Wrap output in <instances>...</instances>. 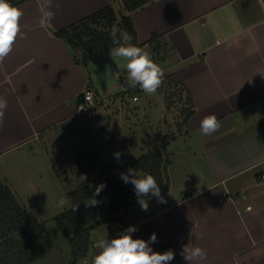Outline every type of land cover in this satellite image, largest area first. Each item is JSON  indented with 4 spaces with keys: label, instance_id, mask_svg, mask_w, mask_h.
<instances>
[{
    "label": "crops",
    "instance_id": "crops-1",
    "mask_svg": "<svg viewBox=\"0 0 264 264\" xmlns=\"http://www.w3.org/2000/svg\"><path fill=\"white\" fill-rule=\"evenodd\" d=\"M59 4L47 27L39 25L37 0L16 6L23 11L25 38L17 39L0 64V96L8 104L0 128V173L12 158L32 160L45 134L77 118L84 92L98 97L99 74L111 72L127 91L121 81L127 73L122 61L110 54L100 62L84 60L55 35L111 6L118 17H131L143 49L153 35L159 38L166 78L191 98L194 113L184 126L180 156L195 178L190 192L170 204L146 198L160 207L149 205L144 217L131 221L137 215L130 210L135 204L122 222L102 224L112 229L101 239L116 238L132 225L138 229L133 238L147 241L156 233L153 251H174L170 264H188L180 255L187 243L207 253L206 259L192 264H264V0H154L133 13L123 9L121 0ZM209 114H215L221 126L212 135H202L200 121ZM181 145L171 149L169 144L171 159ZM170 170L171 165L165 200L174 190ZM166 244L171 248L162 247Z\"/></svg>",
    "mask_w": 264,
    "mask_h": 264
},
{
    "label": "rangeland",
    "instance_id": "rangeland-1",
    "mask_svg": "<svg viewBox=\"0 0 264 264\" xmlns=\"http://www.w3.org/2000/svg\"><path fill=\"white\" fill-rule=\"evenodd\" d=\"M159 55L155 62L163 69L162 56ZM102 59L103 57L92 61L100 62ZM87 68L91 70L93 67L88 64ZM100 71L99 69L95 72ZM97 81L101 84L98 88L99 104L97 106L45 134L42 143L36 146L38 153L32 160L23 161L21 158H12L11 161L4 162L1 168L2 182L6 184L5 178H8V188H11L21 206L29 212L34 223L45 224L52 244L45 257L31 264H70L71 245L62 235L55 218L72 207L68 194L87 182V180L83 183L80 181L82 174L77 167L78 159L87 151L96 152L101 163L102 168L90 173L91 179H94L106 169L127 164L160 147L164 142L163 138L169 140L171 149L182 144L181 136L185 130L183 127L180 128L182 131L179 130L178 124L181 122L180 112L184 109L185 96L181 95V99L178 97L176 101H172L174 108L167 110L166 97L170 87L165 73L161 87L155 95L151 96L145 94L138 86L120 96L118 93L125 90L119 78L111 72L106 73L105 76L99 74ZM133 95L138 98V101L132 100ZM174 135L178 141L171 145L173 142L171 137ZM189 144L188 141L184 145L188 147ZM183 148L182 144L181 150L174 151L179 154H175L176 156L171 159V163L174 159V164H170L174 190L171 197L166 199L168 204L189 193L194 185L195 176H192L189 166L185 168L187 163L180 156L184 151ZM117 152L121 154L119 161L114 155ZM193 153L196 152L193 151ZM169 155L171 157L170 153ZM177 165L180 169L175 170ZM60 197L66 200V204L62 207L58 206ZM153 202L154 199H148L149 205L154 210L158 209L160 205ZM89 203L90 200L87 204ZM130 210L137 212L136 217H132L131 221L146 216L149 211L142 210L138 203L136 208L132 207ZM111 229L112 226L109 225L91 232L90 250L86 257L78 260L76 264H89L91 257L95 255L93 245L106 236Z\"/></svg>",
    "mask_w": 264,
    "mask_h": 264
},
{
    "label": "trees",
    "instance_id": "trees-1",
    "mask_svg": "<svg viewBox=\"0 0 264 264\" xmlns=\"http://www.w3.org/2000/svg\"><path fill=\"white\" fill-rule=\"evenodd\" d=\"M25 1L9 0L14 6ZM153 1L121 0L123 9L129 13L143 9ZM113 25L127 31L133 38L132 43L142 48L137 44L131 17H118L111 6L56 32L55 35L69 45L74 56L92 61L110 54V49L114 47L109 35ZM145 49H148L154 61L161 54L162 62L164 45L156 35L152 36ZM75 62L78 64L79 61L76 59ZM126 76L127 73L121 75V81L124 82L127 91L120 93V96L137 88L128 86ZM167 83L170 87L166 97L167 110L174 108L172 101H176L178 97L181 99V95L185 96L186 102L184 109H181V122L178 124V129L181 130L180 128H184L194 113L191 98L182 86L169 81ZM133 98L137 97L133 95ZM82 102L83 96L78 105ZM176 138V135L172 136L171 141ZM162 140L164 142L160 147L127 164L106 169L94 179H91L90 173L102 168L98 154L91 150L78 159V170L81 174L87 175V182L68 194L72 206L78 204V208L72 211L70 207L55 218L62 235L71 245L70 264H76L78 260L86 257L92 244L89 242L91 232L104 223L122 222L128 209L137 204L134 186L131 183L125 184L120 178L121 173H126L131 168L141 176L151 174L159 184L162 196L170 190L168 167L171 157L167 150L169 140L166 138ZM102 183L106 187L95 197L100 203L97 206H88L87 202L93 196L96 187ZM21 205L6 184L0 180V264H31L45 257L52 247L45 224L34 223L29 212ZM171 246L162 245L167 249Z\"/></svg>",
    "mask_w": 264,
    "mask_h": 264
},
{
    "label": "clouds",
    "instance_id": "clouds-1",
    "mask_svg": "<svg viewBox=\"0 0 264 264\" xmlns=\"http://www.w3.org/2000/svg\"><path fill=\"white\" fill-rule=\"evenodd\" d=\"M37 4L40 13L39 25L47 27L56 15L53 7H60L59 0H37ZM22 17V9L11 4L9 0H0V64H3L13 51L17 39L25 38L21 25ZM109 35L114 45L110 49V55L113 60L119 59L123 62L128 86H138L145 94L155 95L163 83L164 70L152 59L148 51L132 43L133 38L127 31L113 25ZM7 107V100L0 96V128L3 127ZM220 126L217 116L209 114L200 121L199 130L202 135H212ZM114 155L119 161L121 154L117 152ZM120 178L125 184L131 183L134 186L137 203L142 210H149L146 199L148 197H155L159 203H166L153 175L141 176L130 168L126 173H121ZM79 179L83 183L87 180V175L82 174ZM105 187L103 183L96 187L88 206H97L100 203L95 197L99 196ZM65 204L64 197H60L58 206ZM77 208L78 204H74L71 210L76 211ZM137 230L135 226L130 225L116 238L99 240L96 244L99 251L91 257L89 264H170L175 259V253L171 249L163 253L153 251L151 244L157 242L156 233H152L146 241L133 238L132 233ZM180 255L188 264H192L193 261L206 259L207 253L201 247L187 243L182 245Z\"/></svg>",
    "mask_w": 264,
    "mask_h": 264
},
{
    "label": "built area",
    "instance_id": "built-area-1",
    "mask_svg": "<svg viewBox=\"0 0 264 264\" xmlns=\"http://www.w3.org/2000/svg\"><path fill=\"white\" fill-rule=\"evenodd\" d=\"M133 101H137V98H133ZM99 104L98 97L90 90L85 91L83 94V102L77 106V112L82 114L88 112ZM264 177H262L263 179Z\"/></svg>",
    "mask_w": 264,
    "mask_h": 264
}]
</instances>
